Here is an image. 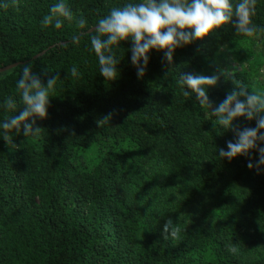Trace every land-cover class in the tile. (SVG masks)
Wrapping results in <instances>:
<instances>
[{
    "label": "trees",
    "instance_id": "16d2710c",
    "mask_svg": "<svg viewBox=\"0 0 264 264\" xmlns=\"http://www.w3.org/2000/svg\"><path fill=\"white\" fill-rule=\"evenodd\" d=\"M66 2L86 29L42 27L55 0H0V70L16 65L0 73V103L17 94L25 63L45 83L58 77L40 134L11 133L14 145L0 138V264H264V174L245 157L218 156L232 132L217 134L207 106L179 83L224 70L208 91L213 107L237 80L264 92V50L222 26L177 49L171 64L152 50L138 78L125 41L108 81L90 37L124 0ZM256 10L264 28V0ZM168 219L185 229L179 239H164Z\"/></svg>",
    "mask_w": 264,
    "mask_h": 264
},
{
    "label": "clouds",
    "instance_id": "9594fccd",
    "mask_svg": "<svg viewBox=\"0 0 264 264\" xmlns=\"http://www.w3.org/2000/svg\"><path fill=\"white\" fill-rule=\"evenodd\" d=\"M256 9L257 0H124L96 22L90 48L98 58L99 74L108 81L117 79L121 61L117 51L125 41L131 43L127 51L131 52L130 62L138 78L145 76L152 50L163 52V60L171 64L177 49L222 26L231 25L236 33L251 38L258 51L264 50V36L260 35L264 28H258L254 22ZM66 23H74L78 29L88 27L86 18L77 17L66 0H55L41 25L61 29ZM72 42L79 44V37L74 35ZM44 75L47 76V72ZM70 75L72 78L78 76L76 66L71 67ZM221 76L227 78V73L224 70L212 75L188 73L179 76V83L185 97L194 93L196 101L207 106L216 121L213 129H219L215 131L217 134L232 132L233 138L227 141L226 148L218 149V156L229 162L245 157L249 169H255L257 175L264 174V92L237 80L234 81L236 87L213 107L208 91L218 84ZM57 80L56 76H47L45 83L33 71L32 63L23 64L15 81L17 94L9 95L0 103V111L5 114L0 118V138L14 145L11 133L22 132L26 138L40 134L37 119L47 118L51 91ZM240 118L254 120L255 126L240 127L237 123ZM110 119L111 114H107L97 123L101 126L100 122ZM184 230L180 223L168 219L162 235L165 240H176ZM228 250L237 251L234 246Z\"/></svg>",
    "mask_w": 264,
    "mask_h": 264
},
{
    "label": "water",
    "instance_id": "95a60500",
    "mask_svg": "<svg viewBox=\"0 0 264 264\" xmlns=\"http://www.w3.org/2000/svg\"><path fill=\"white\" fill-rule=\"evenodd\" d=\"M15 66H16V65L8 66V67H6V68L0 70V73H4V72H6V71H9V70H11L12 68H14Z\"/></svg>",
    "mask_w": 264,
    "mask_h": 264
}]
</instances>
